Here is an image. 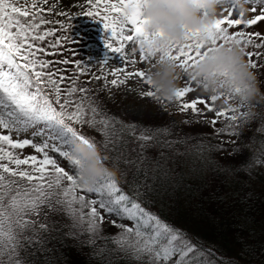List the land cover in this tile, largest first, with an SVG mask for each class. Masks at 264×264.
Instances as JSON below:
<instances>
[{
  "label": "snow or ice",
  "instance_id": "6c2138e0",
  "mask_svg": "<svg viewBox=\"0 0 264 264\" xmlns=\"http://www.w3.org/2000/svg\"><path fill=\"white\" fill-rule=\"evenodd\" d=\"M87 2L89 8L84 15L99 17L98 22L108 34L104 38L106 49L120 57V64L111 73L114 77L111 85L116 87L128 77L135 76L151 88V81L144 71L125 70L126 65L137 62L132 58L135 55L133 49H139L141 61H150L153 53L145 45L163 36V33L150 34L146 30L148 21L144 18L143 7L147 0ZM246 2L264 3V0ZM226 10L227 17L216 19L203 31H189L184 43L171 48L167 58L187 73L214 49L236 46L245 55L250 68H261L259 60L264 53L247 49L264 48V37L260 33L229 30L241 24L251 27L264 21V11L244 21L243 13L240 19H231L232 10ZM63 28L64 25L45 18L38 0H31L30 4H21L20 0H0V130L6 133L0 134V255L6 254L11 260L22 233L34 223L31 217L38 215L44 207L56 211V206H60L67 209L70 217L79 222L86 221L91 232L97 231L98 224L107 217L130 221L131 226L114 225L121 229L114 243L141 264H218L212 249L193 243L185 232L146 211L115 181L105 179L94 186L80 182V161L72 157L71 145L76 141L90 147L97 144L93 138L77 132L71 124L90 128L100 126L99 131L107 143L108 129L116 121L103 114L92 98V89L88 86L91 81L80 79L89 74L86 65L76 62L71 75L60 66L69 64V60L62 56L68 38L58 35V29L62 31ZM49 56L60 58L50 60ZM108 63V60L102 62ZM118 74H123L124 80ZM102 78L106 81V77H93L96 80ZM189 81L194 82L195 78L189 77L186 86L180 87L175 94V99L180 101L178 110L190 109L199 116L204 113L197 105L203 104L208 112H213L211 105L218 99L215 96L210 98L211 103L204 99L190 103L183 101L194 90ZM145 95L159 99L151 90ZM236 111L235 108L215 110V118L209 122L214 132L217 122L223 119L230 123H226L217 134L233 129L229 134L236 135L239 117L232 114ZM127 127L135 136L134 126ZM13 132L17 137L22 132L30 133V136L14 140ZM135 138L145 142L156 140V136L147 132H141ZM166 143L171 145L172 142ZM26 147H31L38 155L21 158L15 150ZM140 147L143 149L145 145ZM54 155L67 162L72 171L61 166ZM0 264L4 262L0 260ZM16 264L20 262L17 260Z\"/></svg>",
  "mask_w": 264,
  "mask_h": 264
},
{
  "label": "trees",
  "instance_id": "16d2710c",
  "mask_svg": "<svg viewBox=\"0 0 264 264\" xmlns=\"http://www.w3.org/2000/svg\"><path fill=\"white\" fill-rule=\"evenodd\" d=\"M94 19L87 17L72 26L55 16L49 19L64 25L58 35L68 38L62 56L69 64L60 66L71 75L76 62L86 65L89 74L80 79L91 81L92 98L103 114L116 121L108 129L107 143L100 126L81 127L69 122L71 126L95 140L105 163L117 174L113 181L126 195L185 232L193 243L212 249L218 264H264V102L252 107L250 121L241 119V110L235 113L239 117L236 135L229 134L233 129L217 134L220 126L216 124L214 132L206 113L181 112L180 103L174 100L154 99L143 118L127 115L92 83L93 70L97 69L89 60L87 45L99 30ZM258 24H241L231 32L258 33ZM247 50L264 53V48ZM259 64L261 68L252 70L264 92V57ZM127 126H134L135 136ZM141 132L156 136V140L136 139ZM56 207V211L44 207L31 217L35 225L22 233L16 254L11 260L6 254L0 255L4 264H16L17 260L20 264H141L114 243L121 233L101 222L92 233L85 221V230L71 234L65 229L76 219L66 208ZM43 214L46 220L40 222Z\"/></svg>",
  "mask_w": 264,
  "mask_h": 264
},
{
  "label": "clouds",
  "instance_id": "9594fccd",
  "mask_svg": "<svg viewBox=\"0 0 264 264\" xmlns=\"http://www.w3.org/2000/svg\"><path fill=\"white\" fill-rule=\"evenodd\" d=\"M225 9L238 14L249 11L246 0H147L143 7L144 18L148 21L146 30L150 34L163 33V36L145 45L153 53L145 71L152 90L161 100H174L177 90L182 87L181 81L194 77L202 95L218 99L231 97V104L221 103L219 108L239 106L241 119L247 122L254 115L252 107L264 102V92L261 91V81L239 47L214 49L186 74L166 56L171 48L184 43L189 31H203ZM137 51L139 49H133L134 53ZM70 151L72 157L80 161L78 172L82 184L94 186L105 179L117 178L97 146L90 147L76 141Z\"/></svg>",
  "mask_w": 264,
  "mask_h": 264
},
{
  "label": "rangeland",
  "instance_id": "374dc122",
  "mask_svg": "<svg viewBox=\"0 0 264 264\" xmlns=\"http://www.w3.org/2000/svg\"><path fill=\"white\" fill-rule=\"evenodd\" d=\"M21 4L24 3H31V0H20ZM38 5L42 9H44V16L46 19H50L52 16H55L59 18L60 20H63L65 23L64 25L72 26L75 25V23L79 21L85 20L89 16H85L84 13L88 10L89 5L87 0H47V3L44 2V0H38ZM247 6L249 8V11L244 14L243 20L247 21L249 19H252L256 16L261 15L262 11H264V3H247ZM255 8V11L252 9ZM63 13V15H61ZM228 16V12L225 9L222 13V15L219 18H225ZM98 17V16H97ZM95 17L93 22L98 23L99 30L95 32L94 37L91 39L89 44L87 45V50H89L91 56L89 57V60L93 63V67L96 70H93L94 77L95 76H102L106 77L105 79H92V83L95 85V87L98 89L99 92L103 93L107 96L108 100L112 105H115L118 109H121L124 111L125 114L136 117V118H143L147 112L149 111L152 102L154 99L156 100L157 97H147L145 93L149 90L153 91L150 86L146 85L141 78H137L135 76L128 77L127 80L124 81V83L119 84L116 87H113L111 85V80L114 78L111 73L114 71L115 66H118L120 64V57L118 54L109 52L105 45H104V38L106 35H108L103 25H101L99 21V18ZM240 14L236 13L232 10L231 19H240ZM260 23V24H258ZM257 24L260 25L256 31L264 33V21H259ZM230 32L233 30H229ZM258 32V33H259ZM111 42V41H110ZM138 49V48H137ZM134 58L137 62L134 65H126L125 70L127 72L132 71H145L146 66L150 65V61H141L140 60V53L137 51L134 55ZM105 60H108V64H102ZM180 69V68H179ZM181 70V69H180ZM88 72V70H86ZM181 72H184L181 70ZM185 73V72H184ZM186 74V73H185ZM119 78L121 80H124L123 74H118ZM82 78H85L86 75H82ZM183 79L181 81L182 87L186 86L185 81L187 80ZM189 84L194 88V90L188 94L186 97L183 98L184 102L190 103L193 100L198 99H204L206 103H211L210 98L202 95L199 91V87L194 83L189 81ZM174 102H179L174 98ZM221 103L225 104H231V97L226 98H219L217 101H215L214 104L211 106L213 107V112H208L205 109V106L203 104H198L197 107L200 108L204 113L207 115L208 121H211L213 118H215V110H221L219 108V105ZM228 108H235L237 111L235 113H238L240 111L239 106L236 107H225L223 110ZM188 111H191L190 109ZM232 113V114H235ZM223 119H220L217 124L220 126L221 129L223 125L226 123L222 122ZM222 122V123H221ZM222 125V126H221ZM0 134H6L3 133V130H0ZM13 139H24L28 136H30V133H20L19 137H17V134L15 132L12 133ZM224 138L228 139L229 137L227 135L224 136ZM17 154L21 156V158L29 155H38L34 152V150L31 147H26L24 149H18L15 150ZM54 158L58 160V163L63 166L66 170L72 171V168L70 165L65 162L62 158H60L58 155H54ZM14 167V166H13ZM22 168H26L27 166H21ZM46 220V215L43 214L40 222H43ZM65 224L68 223L67 219L62 220ZM101 223L106 225L105 227L107 229L113 228L116 232L121 233V229L117 226H114L116 224H124L125 226H131V222L126 219H120L116 216H111L105 218ZM33 225V224H32ZM35 225V223H34ZM85 225L84 222H79L76 220H72L68 223L65 230H69V232L72 234H76L78 232H82L85 230L83 227ZM201 225V224H199ZM201 227V226H199ZM94 233V232H92ZM119 237V236H118ZM119 246V245H118Z\"/></svg>",
  "mask_w": 264,
  "mask_h": 264
}]
</instances>
